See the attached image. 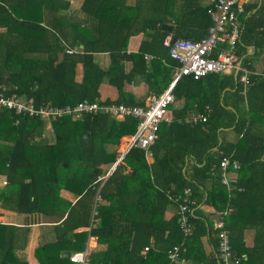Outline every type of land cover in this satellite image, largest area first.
<instances>
[{
    "label": "trees",
    "instance_id": "16d2710c",
    "mask_svg": "<svg viewBox=\"0 0 264 264\" xmlns=\"http://www.w3.org/2000/svg\"><path fill=\"white\" fill-rule=\"evenodd\" d=\"M244 6L236 53L242 66L253 69L248 49L260 53L264 48V0ZM70 7L69 0H0L5 27L0 83L17 85L16 92L33 98L36 106H74L83 100L143 105L144 99L124 86L139 79L159 94L168 85L179 63L169 56L165 36L171 32L173 38L198 40L212 25L208 6L200 0H83L81 18H74ZM163 24L171 26L170 32ZM138 33L146 37L137 52L128 53L127 41ZM98 53L110 56L108 68L96 62ZM145 53L153 55L150 64ZM128 60L133 65L127 72ZM104 80L117 89L115 100L99 99ZM249 80L244 86L233 73L177 80L173 94L183 105H171L170 120L161 121L148 149L153 161H147L145 150L131 147L100 188L95 215L97 178L115 162L116 146L136 131L138 120L98 111L47 124L38 116L0 108V175L7 181L0 187V206L34 216L23 227L0 222V264H29L16 250L25 246L29 225L43 222L42 215L56 220L47 227L50 237L34 250L39 264H77L69 255L85 251L91 236L105 248L92 251L89 264H223L217 220L240 258L231 264H264V80L257 75ZM191 112L206 114V121H186ZM223 156L240 164L230 190L219 175ZM185 188L190 189V235L180 225L178 204L169 198L185 197ZM62 189L75 201L61 196ZM205 204L215 209L216 219L202 209ZM170 206L175 212L167 218ZM246 229L254 230L252 246L244 243ZM176 245L180 261L170 262L168 251Z\"/></svg>",
    "mask_w": 264,
    "mask_h": 264
},
{
    "label": "built area",
    "instance_id": "2783aa9c",
    "mask_svg": "<svg viewBox=\"0 0 264 264\" xmlns=\"http://www.w3.org/2000/svg\"><path fill=\"white\" fill-rule=\"evenodd\" d=\"M245 0H207L208 13L212 20L206 36L193 40L189 38H173L171 34H167L163 39L164 45L168 48L171 58L179 63L172 73V80L167 88L160 94H150L144 99L143 105H127V104H101L98 101L83 100L74 106L66 105L63 107L55 106L50 103L36 106L33 98H26L19 95L16 90L17 85L0 83V108L13 110L16 113H27L30 116H38L45 120L47 124L52 119L72 115L79 117L82 112L96 113L103 111L117 118H124L131 115L138 120L136 131L127 136L122 147L117 148L115 162L100 176L97 181L99 186L96 190L94 198L95 207L101 203L100 188L107 177L114 170L117 163L121 162L125 154L131 147H137L148 151L149 147L154 143L158 136L159 125L162 120L168 118V108L174 102L173 86L177 80L183 76H191L193 79L204 78L210 74H230L238 71L240 82L247 86L250 84L249 76L257 75L264 80V48L261 55L262 64L256 69H248L241 66V60L236 53L237 42L241 34V23L239 14L244 12ZM225 45L220 47V45ZM252 49V48H251ZM217 53L215 54V52ZM71 53L72 50H67ZM208 108V107H207ZM209 109V108H208ZM207 116L198 114L188 121L205 122ZM119 146V145H118ZM240 168L239 161L229 156H223L219 161V175L221 183L228 190L237 183V172ZM3 185L7 184L3 180ZM240 189V188H239ZM185 197L181 194H170L169 198L172 202L178 204L179 221L185 234L190 235L192 225L189 222L187 213L190 212L187 196L190 193L189 188L183 190ZM180 200H182L180 202ZM194 204V201L192 202ZM215 228L218 237V253L223 264L238 263L239 257L235 256L229 244L228 231L224 228L223 222L217 220ZM180 246H174L168 251L170 262H178ZM148 248L146 247L145 250ZM89 253L87 250L78 251L69 255L70 261L77 264H89Z\"/></svg>",
    "mask_w": 264,
    "mask_h": 264
},
{
    "label": "crops",
    "instance_id": "0c3cea01",
    "mask_svg": "<svg viewBox=\"0 0 264 264\" xmlns=\"http://www.w3.org/2000/svg\"><path fill=\"white\" fill-rule=\"evenodd\" d=\"M69 1L71 3V7L69 9V12L73 14L74 18H79V17L81 18L83 16V13L80 11V5L82 4L83 0L82 1L80 0L81 1L80 4L77 2V0H69ZM200 1L204 6H207V0H200ZM247 2L248 3H254L255 2V3H258V5H260L262 3V0H245V3H247ZM207 10H208V7H207ZM170 28H171V26H170ZM4 30H5L4 24L0 23V32L4 31ZM170 30H169V32H170ZM168 34L172 35L171 32ZM145 37H146V35L144 33H138L136 35L130 36L128 41H127V50L126 51L128 53L137 52L139 50V47H140L143 39H145ZM179 38H183V37H179ZM189 39H191V38H189ZM220 47H224V44L220 45ZM262 52H263V50L260 53H255V49L253 47H249L248 53H251V55L253 56V59H254L253 60L254 61L253 69H256V68L261 66V64H262V61H261ZM254 53L256 55H254ZM94 58H95L96 62H98V64H100L104 69L109 67L110 56H108L107 53L95 54ZM152 58H153L152 54H150V53L144 54V60L147 64H150V61ZM238 58H239V56H238ZM240 63L242 66V61ZM124 64H125V70L128 72L132 68L133 62L131 60H128V61H124ZM178 66H179V64H178ZM178 66H176V67H178ZM176 67H174V69ZM242 67H244V66H242ZM245 68H248V67H245ZM174 69H173V71H174ZM173 71H172V73H173ZM76 73H78V74H76V79L78 81H80L81 77H82V73H83L81 63L77 64ZM233 76H234V73H233ZM237 78H238V73H237ZM171 80H172V74H171ZM171 80H170V82H171ZM170 82L168 83V85L170 84ZM167 86L163 89V91L167 88ZM124 89L126 91L133 93L139 99H145L150 94H155V93H153V91L152 92L149 91L147 84L145 82L139 80V79H137V81H135L133 83H125ZM98 90L100 93L99 99L101 101L106 100V99L115 100L118 97L117 89L114 86L110 85L106 80H104L100 84ZM174 98H175V96H174ZM171 105H174V107H181L183 105V100H180V101L174 100V102L171 103ZM205 109L210 110V107L206 105ZM198 114H204V113L191 112L190 114L187 115L186 121H188L189 118L191 119L193 116H197ZM204 115H206V114H204ZM170 118H171V110H170V108H168V118L167 119L170 120ZM49 132H50V134L49 135L47 134V138H48L49 142H53L55 139L54 134L51 131H49ZM126 138H127V136L122 137V139L119 143V146H116V149L117 148L119 149L120 147H122ZM146 158H147L148 162L153 161L152 155L148 151L146 152ZM122 161H123V159H122ZM121 162H119V163H121ZM119 163H117V164H119ZM237 176H238V172H237ZM3 180H6V178L3 175H0V187L5 186L2 183ZM60 194L64 198H67L71 201H75V199H76V196L73 193H71L67 190H64V189L61 190ZM202 209L205 210L206 213L210 212V214H212L215 211V209L212 206L206 205V204L202 207ZM174 212L175 211H174L173 206H170L168 208V210L166 211V217L169 218ZM210 217H212L214 219L217 218L216 215H213V214ZM33 218H34V216H31V215L29 216V215H26L24 213H18V212L12 211V210L4 209L0 206V222L1 223L14 224L16 226L23 227L25 225V222H28V219L30 221ZM40 219L43 222L32 223L29 225V227H28L29 232L27 235V239H26L27 241H26L25 246L19 247L20 249L16 250V255L19 258L26 260L29 264H39L34 257V250L42 239H45L46 237H48V238L50 237L51 233L47 227L52 226L53 221L56 220L55 217H49V216H43V215L40 216ZM47 234H49V236H47ZM253 237H254V230L253 229H246L244 231V243L246 246H252L253 245ZM202 243H203L204 250L206 252H209L211 248H210V245H209L207 239L203 238ZM104 248H105L104 244H99L96 241V238L91 236L88 238L85 250H87L88 253L90 254L92 251H99V250H103Z\"/></svg>",
    "mask_w": 264,
    "mask_h": 264
},
{
    "label": "water",
    "instance_id": "95a60500",
    "mask_svg": "<svg viewBox=\"0 0 264 264\" xmlns=\"http://www.w3.org/2000/svg\"><path fill=\"white\" fill-rule=\"evenodd\" d=\"M162 28L166 29V30H170V26L168 24H163ZM237 70L234 72V78L237 79ZM65 256H68V254H66ZM138 258H141V256H138Z\"/></svg>",
    "mask_w": 264,
    "mask_h": 264
},
{
    "label": "rangeland",
    "instance_id": "374dc122",
    "mask_svg": "<svg viewBox=\"0 0 264 264\" xmlns=\"http://www.w3.org/2000/svg\"><path fill=\"white\" fill-rule=\"evenodd\" d=\"M81 1H82V0H81ZM81 1H80V0H77V2H78L79 4L81 3ZM76 74H78V73H76ZM47 134L49 135L50 132L48 131Z\"/></svg>",
    "mask_w": 264,
    "mask_h": 264
},
{
    "label": "clouds",
    "instance_id": "9594fccd",
    "mask_svg": "<svg viewBox=\"0 0 264 264\" xmlns=\"http://www.w3.org/2000/svg\"><path fill=\"white\" fill-rule=\"evenodd\" d=\"M173 59V58H172Z\"/></svg>",
    "mask_w": 264,
    "mask_h": 264
}]
</instances>
